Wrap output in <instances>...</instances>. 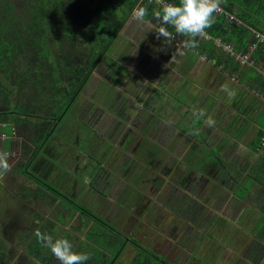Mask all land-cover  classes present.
Masks as SVG:
<instances>
[{
  "label": "trees",
  "instance_id": "16d2710c",
  "mask_svg": "<svg viewBox=\"0 0 264 264\" xmlns=\"http://www.w3.org/2000/svg\"><path fill=\"white\" fill-rule=\"evenodd\" d=\"M114 2L0 0V122L14 126L15 142L21 144V156L16 168L23 176L42 174L34 180L38 183L34 187L28 185V182H21L23 190L20 191V198L24 202L35 200L48 204L49 199L50 204L58 202L61 207L78 201L70 195L74 193V180L67 167H63L62 179L52 175L61 169L59 164L65 148L63 145L56 148L58 137L64 138L67 144V139L76 127L73 126V121H77L73 103L93 76L98 64L107 56L110 45L119 37L121 27L134 8H147L145 19L157 23L154 11L159 10V5L155 0H132L123 16L113 8ZM169 2L178 3L179 0ZM221 7L235 15L236 19H231L226 12L216 13L214 23L206 30L211 38L206 41L204 37H197L198 44L201 40L212 44L215 38H219L223 43L234 44L235 51H240L239 48L242 52L247 51L249 45L253 44L250 40L253 30L264 33L261 27V24L264 25V0H227L222 1ZM170 31L175 34L174 29L170 28ZM263 46H257L253 53L255 58H264ZM225 55L234 59L229 54ZM115 63L119 65L121 62ZM78 130L77 133L81 134L85 127ZM256 138L257 142L250 145L253 150L259 147L262 136ZM77 140V136L73 141L69 139L72 145ZM45 144L48 146L47 158L43 154ZM51 164L53 167H49ZM47 188L53 193L48 194ZM238 194L244 197L246 192L242 190ZM81 215V226H86L88 231L91 229L92 235L100 237L96 239L103 241V246L112 251L107 254L105 250L95 248L93 242L91 247L95 252L85 264H169L161 255L141 248L129 255L125 241L120 236L115 233L108 235L110 231L107 229L108 232H105V226L99 221L100 225H95L97 228L94 225L89 227L91 216L88 214L89 218L84 212ZM250 220L246 219V222ZM54 221L47 219L39 230L51 234L55 227ZM62 233H65L64 230ZM68 235L63 238L73 244ZM261 235L264 236V233ZM261 235L258 238L261 239ZM27 249L36 260L27 263L23 258L21 262L25 259L27 264H60L50 250L38 242L35 235Z\"/></svg>",
  "mask_w": 264,
  "mask_h": 264
},
{
  "label": "flooded vegetation",
  "instance_id": "af4514ba",
  "mask_svg": "<svg viewBox=\"0 0 264 264\" xmlns=\"http://www.w3.org/2000/svg\"><path fill=\"white\" fill-rule=\"evenodd\" d=\"M151 60L152 57L148 61H142V65L148 70L145 72H151L150 75L152 76L149 77L151 78V81L152 78L163 75L161 78L159 77V81L171 76L172 82L170 83V86H174L177 81L180 82H178L176 86L182 82H185L187 85L189 83L188 80H190V77L193 75L192 73L191 75L186 74L185 76H182L180 72L176 73L175 71H169L168 69L162 71L163 74H159L160 72H157L159 68H157L155 72V70H152L147 64ZM105 64L106 66H104ZM105 64L97 67V69L99 68L101 71L100 74L103 78L114 86H120L115 82L116 80L119 82L121 79L127 80V77H129L128 72L118 70V66L124 64L119 63L118 65L117 63L114 66L112 63L108 62ZM126 70L128 71L127 68ZM182 77L189 78L185 80ZM132 79L134 80V78ZM137 81L138 80H134V83ZM126 82L129 83L130 80H127ZM198 87L200 89V97L202 98V94L206 89L200 88V86ZM92 89H94L93 92L87 93ZM146 90H148L145 91L146 95L144 96L143 94H140L139 97L138 93H135L136 91L131 88L118 90L116 87L109 88L107 85V87H103L99 90L95 85L93 88L87 89L85 92L87 94L79 95L73 103L75 116L76 118L79 117L80 121L83 123V127H85V130L81 134L77 133L76 135L78 137V140L74 145L76 146V149L77 145L79 146L81 144V139L83 140L84 136L87 137V142L83 143L84 150L82 151L80 148L76 150L77 153L72 159L71 167H67L74 180L72 190L74 188L75 196L79 192L77 191V187L81 182L80 172L87 168L88 164L89 168H94L91 162L95 159H98L100 165L94 169V172L96 171L95 181H97L95 188L97 187L99 190H105V187H108V197H106V199L118 200L124 194L125 198H128L127 195L131 194L127 193L125 187L129 190L135 189L134 193H137V198L132 200L131 207L127 206L129 205V200H126L127 205L125 207L130 211V213L128 212V216H126V214L120 209L124 214V217L120 222L125 226L128 224L132 225L130 231L131 235L119 232L115 227V224H110L112 221L107 216L100 217L102 221L101 219L96 218L99 215H95L96 217L92 216L84 206H79L80 202L73 203L76 208L74 215L80 216V213L84 212L91 216L92 221L98 220L101 222L107 229H109L110 232L108 235L115 233L125 241V246L130 252L129 255H133V253L135 254L138 248L147 252H154L152 249L141 247L142 244L139 243L137 239L139 241H142V239L136 237L135 233L138 234V228H143L139 223L140 221L150 225V228L155 229L157 233L162 231L163 228L154 223L155 218L158 220L157 213L162 206L168 208L172 212V215L166 220L167 223L164 220L166 224L164 226V231H167V229H170L173 225L174 236L175 238L180 237L179 239L182 243L191 236L193 231L196 230V226L204 224L207 217L214 218L215 215L221 214L222 211H219L221 208L223 210L225 209L224 213H226L225 215L228 218H235L237 215L239 216L245 207L240 211L238 203L241 200L246 201L248 197L245 194L244 197L237 198L236 193L232 192V186L225 185V182H228L229 179H226L225 181L222 180L223 170L220 155L223 156V154L220 146L218 152L210 153L208 155L209 158L205 159V157L202 156L204 150L210 148L211 145L204 144L205 142H203L201 138L194 137L196 135L192 134L191 131H188L189 128H192L191 119L189 120V118H187L184 120V115V121L180 120L184 125L180 126L174 119H170L173 116L169 114L171 105L168 102H165V106H159L158 97L156 96L158 93L154 92V90H150V88H146ZM88 94L89 96L87 97L86 95ZM93 94H95L96 99L93 98ZM129 94L131 96H129ZM188 96L189 98L185 101V104H183V109H187V113L185 114H191L193 112L190 104L194 97L189 94ZM98 98H101L104 102H98ZM94 100L99 104H96ZM117 103H119V107H116ZM102 108L104 118L106 119L103 125L105 130L103 132L104 134H98L95 132V129L92 130V128H89L91 121H89V123L85 121V118L80 117L76 110L83 114L87 110L94 112V110H101ZM183 109L180 110V114L179 111L176 112V115H181ZM163 117H166V119H162ZM168 119H170L168 121L169 123H166V120ZM119 131H121L120 134ZM117 137L118 139L114 140ZM60 139H62L63 142L65 141L64 138L60 137ZM67 144L69 143L67 142ZM46 145L47 144L43 147L45 158L48 156V146ZM16 148H18L17 152L19 155L17 158L13 157L10 159L12 170L8 172L6 176L4 175L5 181L3 180L4 177L2 179L0 178V181H4L3 188L0 190V254H2L0 264H27L28 262H34L36 260V257L34 255L32 256L28 251V244L25 243L28 254H20V256H23L27 260V263H25V259L22 262L21 259L16 263L14 262L16 258L15 255L18 251L17 248H15V243L19 238H22L27 231H30L33 228L36 214V209L25 204L26 202L20 198L18 184L21 182H28V185L34 187L37 184L33 180L36 181L37 178L42 176L41 173H39L40 176L32 173H30V176H23L20 170L16 168L21 156V144L17 142ZM81 152L85 154L86 158L84 160V166L79 170V153ZM248 157L249 156H245V158ZM199 160H201L202 167L200 166V170L195 172L191 169L192 164ZM44 162L46 165V160ZM60 162L61 164H59V166L61 169L52 175L55 176V178L58 177L59 179H62L63 167H66V165L63 162V158ZM232 162L233 161L229 159L228 165H232ZM40 167L42 168L43 166ZM49 167H53V164ZM100 186L101 188H99ZM118 188L120 189L118 195L114 196L112 191ZM224 188L226 193L231 194V210L229 208H224L221 204L224 198L222 193ZM144 198L146 200L143 202L142 199ZM235 201H238V203L235 204ZM42 204L46 206V203ZM102 207L104 210L108 209V213L112 206L110 207L108 204L102 203ZM250 208V206L247 207V209ZM68 209L70 211L72 210L70 205L68 206ZM253 216L254 215H251V217ZM63 217L66 216L64 215ZM149 218H153L152 223L146 221ZM179 219H182L180 225L177 224ZM63 220H65V218ZM44 221L45 219L38 223L35 230L40 229L44 225ZM92 226L93 222L89 224V227ZM219 226L220 224L214 221L209 228L212 231L217 232ZM200 231L201 247L199 248V252L204 253L205 250L204 247H202L203 234L202 230ZM34 232L35 231H31L28 236L26 235L27 239L25 242L29 243L31 241L34 237ZM73 232L76 234L75 231ZM154 235L145 237L144 240H151V237ZM236 235L238 237L237 239H242V237L243 239L247 238L244 233ZM131 236H133V238ZM3 241L4 244H8V248L4 247ZM233 242L234 240L231 242V245H233ZM217 248L218 247L216 246L214 251H216ZM210 251L213 252V250ZM159 255L165 258L162 254ZM198 256L203 257L200 253ZM165 259L169 264H175L174 262H177H170L167 258ZM252 260H255V257Z\"/></svg>",
  "mask_w": 264,
  "mask_h": 264
},
{
  "label": "rangeland",
  "instance_id": "374dc122",
  "mask_svg": "<svg viewBox=\"0 0 264 264\" xmlns=\"http://www.w3.org/2000/svg\"><path fill=\"white\" fill-rule=\"evenodd\" d=\"M117 1L118 0H115V2L113 3L114 4L113 8L118 12L119 15L123 16L125 14V11L128 8L129 3L132 0H121L119 4L116 3ZM138 10H139L138 8H134L132 12L128 15L126 19L127 21L125 22V24H123V26L120 29V35H118L119 37L115 40L114 44L112 43L110 45V50L109 52H107V56L101 60L100 64H98V67H100L108 62V63H112L114 66L116 65L115 62H121L122 64L125 65L128 71L126 70L124 65L118 66V70H122L123 72H128L129 77H127V80H130V82L127 83L126 79L125 80L121 79L119 82L118 80H116L115 82L119 84L120 86L118 85L114 86L113 84L109 83L105 78H103V76L100 74L101 71L98 68L97 71L95 70L96 72L94 71L95 73L93 74V76H91L86 86L81 91L80 95L93 92L94 89H92L90 92L85 93L87 89H91L95 85L96 87L99 88V90H101L103 87H107L108 85L109 88L116 87L118 88V90H122L124 88L134 89L136 91L135 93H138V96L140 97V94L143 91V88H142L143 84H146V86H144L145 87L144 90L148 91L146 90V88L148 89L151 87L150 83H154V84L157 83L156 77L152 78V81H151V78H149L152 76L150 75L151 72H145L147 69L145 68V66L142 65V61L145 62L144 58L149 56V54L146 55L148 53L147 50H149L151 53L154 52L156 50V46H157L156 44H158L155 31L150 30L151 26H153L154 23L151 21H147V20H144L143 23L138 22L135 18V13ZM261 12L262 11L260 10V13ZM261 27L264 30L263 24H261ZM182 40H183L182 38H179V37L176 38V41H182ZM142 44H145L146 47H143ZM221 46L224 48L222 44ZM186 53H187L186 55L189 58V60L188 61L182 60L179 64L174 65V66H179L178 67L179 72L182 76H185L186 74L191 75L193 73V68L196 66L195 62H193L192 60L196 58L193 56V53L189 51H186ZM159 62L160 61L151 60L149 62L150 68L152 70H156L157 68H159L158 67ZM104 66H106V64ZM157 72L158 73L160 72L159 74H163L162 70L158 69ZM193 75L191 77L189 76L190 77V80H188V82L190 83V84L188 83L189 85L188 84L186 85L185 82H182L178 86H176V84L180 82V81H177L175 82L174 86L172 85L168 88L165 83L164 85L161 84V86L156 87V88H159V90L161 89V92H162V98L160 100L161 102H159V106H163V105L165 106V102H168L171 105V107L174 108L176 112H178L184 108V106H182L181 104H185V101L189 98L188 96L189 94L192 97H194L192 100V103L190 104L192 111H193V108H196L197 110L202 109L204 110V112L210 110L211 108H213L214 110L218 105V101L215 100L212 96H209L208 99L207 98L201 99L200 94H199L200 89L198 87L200 86V82H199L200 79L194 78ZM189 77H185V78L182 77V78L186 80ZM132 78L138 81L134 83V80ZM145 79L148 80L150 83L146 82ZM163 86H165V88ZM195 87H198V88H195ZM86 96L88 97L89 94ZM129 96L131 95L129 94ZM93 98L96 99L95 94H93ZM94 101L96 102V104H99L98 102L100 103L104 102V100H102L101 98H98V102L96 100ZM204 102L205 104L203 105ZM119 106H120L119 103H117L116 107H119ZM76 111L78 112V115L80 117L85 118L84 119L85 121H87L88 123L89 121H91L90 123L91 125L89 126V128H92V130L95 129V132H97L98 134H104L103 132L105 129L103 125L106 119L104 118V115H103V108L101 110H94V112L87 110L83 114L78 110ZM187 118H189V120L191 119V123H192V128H189L188 131H191L192 134H195L196 136L193 135L194 137L202 138V140L205 141L204 144H208L209 135L207 132L205 133L206 126H203L205 121H203L201 118L197 119L193 115V112L191 114L190 113L185 114L184 120ZM261 119L264 121V113L261 115ZM81 123L82 122L80 121L79 117H77L76 123L73 121V126H76V127H74L73 129L74 133L71 134L69 137L71 141L75 139L77 132L79 131L78 128L79 129L83 128V125H81ZM179 125L182 126L184 125V123L180 122ZM200 126L202 127L201 132H199ZM252 129H254L252 126H247L243 130V133L245 132L251 133ZM5 132L11 137L12 129L10 125L5 128ZM120 133L121 131H119V134ZM255 135L258 136V131L255 132ZM69 139H67L69 144H65L63 140L60 139V137H58V140H57V142L60 143V144H57V147H62V145L63 147H65L62 158H63V162L66 165V167H69V166L71 167L72 159L77 153L76 146L70 144ZM117 139L118 137L115 138L114 140H117ZM86 142H87V137L84 136L81 144L77 147V150L79 148L83 150L84 149L83 143H86ZM254 142L255 143L257 142V138H254ZM259 142L261 141L259 140ZM16 145L17 144H14V146ZM220 145L221 144H218V143L213 144L210 148H208L207 150H204V153L202 156H204L205 159L209 158L208 155L210 153L218 152ZM4 148L7 151L10 150L11 148L10 140H6V142L4 143ZM226 148L227 150L231 149V144L228 145ZM239 148L240 149L237 154L239 158V162H240L239 165L246 168V166L248 165L247 161L245 160V156H246L245 154L247 153L246 148L244 146L243 147L240 146ZM115 149H116V146H115ZM224 153L227 155L228 151ZM79 154H80V162H79V170H80L84 166V162H85L84 160L86 156L82 152ZM242 156H244L243 159L241 158ZM17 157L18 156H16V158ZM91 163L93 164L94 168H89V164H88L87 168H85L83 171L80 172L81 182L79 183L77 187V191H79L78 194L75 196V194L71 192L70 195L76 197V199L78 200L77 202H80L81 204L83 203V205L79 204V206L80 207L84 206V208H86V210L89 211L92 214V216L99 215L98 217L95 216L98 219H101L100 217L107 216L112 221L110 224L111 225L115 224V227L118 229L119 232H123V233H126V235H129L132 229V225L128 224L127 226H125L123 225V223L120 222L121 219L124 217V214L120 211V209L126 214V216H128V212L130 213V211L129 209L125 207L127 205L126 200L127 199L129 200V205L127 206L131 207L132 200L137 198V193H134L135 189L129 190L127 187H125L127 193L131 194V195H127L128 198H125V194H124L118 200L116 198H115L116 200L106 199V197H108L107 195L108 187H105V190H101V189L99 190L97 187L95 188V184H97V181H95L96 171L94 172V169L100 166L98 159H95ZM257 164L258 165L264 164V158L253 161L252 168L248 172L244 183L240 186V188L235 190V193L237 196H239L238 193L242 192V190L248 191L250 189L249 194H251L250 197L246 199V201L241 200L239 201V203L238 201H235V204L236 203L239 204L240 211L243 209V207H245L239 216L237 215L235 218H228L225 215L226 213H224L225 209L223 210L221 208L219 209V211H222L221 213L222 215L221 214L215 215L214 218L207 217V219L204 221V224L196 226V230L192 232L191 236L181 243L179 239L180 237L175 238L174 236L173 225L170 227V229L168 228L167 231H164V226L166 225L164 220L165 221L168 220V218L172 215V212L168 208H165L162 206L161 209L157 213L158 220L156 218L154 219L155 225L158 224V226L162 227L163 228L162 231H159L157 233V231L155 229L150 228V225H148L147 223L143 221L139 222L143 228L142 229L138 228V234L135 233V236L140 237L142 239V241L141 240L139 241L137 239V241L142 244V245L140 244L141 247L152 249L154 252L162 254L170 262L177 261V262H174L175 264L176 263L177 264H264V236L261 235L264 233V229H262L264 226V216L258 214V212L257 213L255 212V211H258V209L261 210V207L263 206L262 205L263 201H260L261 202L260 203L257 200V196H259L261 200H263L264 194L257 193L260 187L256 186L254 188V186L252 185L253 183H255V182L252 183V181H254L255 178L258 176L259 168L257 167ZM200 166H201V160L194 162L192 164L191 169L197 172L200 170ZM5 176H3L4 181H5ZM3 177H0V178L2 179ZM3 180L0 181V190H2L3 188V182H4ZM99 188H101V186ZM18 189L19 191L23 190L21 183L18 184ZM252 189H254L253 193L251 191ZM119 190H120L119 188L113 190L112 191L113 195L117 196ZM73 191H74V188H73ZM47 193L50 194L53 192L52 190H49L47 188ZM222 193H223L224 198L221 204L223 205L224 208H227V209L229 208L231 210V207H230L231 194L226 193L225 188L223 189ZM144 200L146 199L145 198L142 199L143 202ZM64 201H67V200L64 199ZM25 202H26L25 204L36 209L35 222H34L33 228L30 231H27V233H25V235L22 236V238H19L15 243V248H17L18 250L17 251L18 255L17 254H16L17 256L15 255L16 257L14 261L15 263L18 262L20 259L24 258L23 256H20V254L21 255L25 253L28 254V251L26 250V246H25V243L29 245L28 242H25L27 239V236L29 235L31 231L32 232L35 231V228L37 227L38 223H40L44 219H45L44 223L47 222V219L55 220L54 221L55 227L52 228V231H51V234L54 239H56L59 236L60 238H63L64 236H67L68 234L70 235V238L72 239V242L74 244L75 251L79 250L78 252H86L91 256V254L95 252L94 248H92L91 246H93L95 243L96 244L94 246L95 248L100 249V250H105L107 254L112 253V251H110L111 248L108 249V247L103 246L104 244L103 241H98L96 239V238L101 239L100 237H95L94 235H92L91 229H89L88 231V228L86 229V226H81V222L79 221L82 215L81 213H80V216L74 215V213L76 212V208L73 204L67 203L72 208V210L70 211L66 204L65 206L63 204L62 205L63 207L62 206L60 207L58 202L50 204L49 199L47 200L48 204H46V206H44L41 202L35 201V200L25 201ZM102 203L108 204L110 207L112 206L108 213H107L108 209L106 210L103 209ZM249 206L253 207L255 211L252 209H247V207ZM256 206L258 207V209L256 208ZM251 210L254 212H252ZM262 210H264V208H262ZM262 210L261 212L264 213V211ZM40 214L41 216H39ZM64 215L66 217H63ZM251 215H254V217H251ZM248 217L251 219L249 223L246 222V219L247 220L249 219ZM64 218L65 220H63ZM152 219L153 218H149L146 221L152 223L153 222ZM253 219L255 222H253ZM97 221L98 220L92 221L94 227L95 225L96 226L100 225ZM214 221L220 224L217 232L212 231L209 228ZM60 222L62 224V229L60 226ZM181 222H182V219H179L177 224L180 225ZM79 226H80V229H79ZM77 227L79 230L77 229ZM104 229L106 232L107 228L104 227ZM63 230L65 232L64 233L65 235L62 233ZM200 230H202V234H203L202 247H204V250H205L204 253L199 252V248L201 247L200 245L201 244V240H200L201 231ZM73 231H75L76 234ZM241 233H244L247 236V238L243 239L242 237L243 240L237 239L238 237L236 234H241ZM152 235L154 236L151 237V240L150 239L144 240L145 237L152 236ZM259 235H261V239L257 238ZM131 237L133 238V236ZM233 240H234L233 245H231V242ZM3 244H4V241H3ZM216 246L218 248L216 251H214ZM4 247L8 248V244L5 243ZM210 250H213V252H211ZM198 252L202 254L203 257L198 256L199 255ZM254 257L256 260H259V261L254 262V260H252ZM128 258L130 257L128 256ZM201 258H204V259H201ZM41 264H44V263L41 262Z\"/></svg>",
  "mask_w": 264,
  "mask_h": 264
},
{
  "label": "crops",
  "instance_id": "0c3cea01",
  "mask_svg": "<svg viewBox=\"0 0 264 264\" xmlns=\"http://www.w3.org/2000/svg\"><path fill=\"white\" fill-rule=\"evenodd\" d=\"M222 1L226 2L227 0ZM222 12H226L227 14H229L231 19H236L235 15L227 12L223 8L219 13ZM144 20L146 19L144 18ZM203 37L206 41L207 39L209 40V38H211V36L207 33ZM179 38L185 39V37ZM219 40V38H215L212 44H208L206 43V41L201 40L197 48L184 49L179 44L180 41H175L173 42V45L171 47H168L163 43L162 38L157 39L158 44H156V50L152 53L147 50L148 53L146 55L149 54V56L145 57L144 60L148 61L152 57V60L160 61V65L158 64L159 70L164 71L168 69L169 71L172 70L176 73H179V66L174 65L179 64L182 60H189L186 55V51L193 53V56L196 57L192 59L196 64V66L193 68V77L200 79V88L206 89V91L203 92V97L201 99H208L209 96H212L215 100L218 101V105L214 110L213 108H211L210 110L205 112V116L201 117L203 121H206L207 117L210 116L215 121L213 127H208L205 122L203 124V126H206L207 128H205V133L207 132L209 135V141L207 145L212 146L213 144L218 143L221 144V152L224 153L228 151L227 155L225 153H222L223 156L220 155V161L222 163L221 166L223 170L222 180L225 181L226 179H229L228 182H225V185H231L232 192H235V190L240 188V186L244 183L248 172L252 168L253 161L264 158V121L261 119V115L264 113V58H259V56L255 58L253 56V53L255 49H257V46L259 44H264V40H258L255 37V30H253V34L250 37V40L251 42L253 41V44L249 45L248 50L245 52H242L241 48H239L240 51L234 50L238 54H247L250 57L248 63H241L236 58V56H233L232 54L224 50V48L221 46V44L224 43L219 42ZM142 46L146 47L145 44H142ZM177 47H179L181 51H176ZM211 47L214 48V50H210ZM233 47L234 44H232V48ZM262 48H264V46ZM225 54H229L230 56L234 57V59L232 60L231 57H228V55ZM262 55H264V51H262ZM147 64L149 65V63ZM161 76L163 75H160L159 77L161 78ZM159 77H156L157 83L155 84L150 83L146 79L145 80L146 82L151 84V90H154V92L156 93L158 92L156 96L158 97V101L161 102L160 100L162 98V92L161 89L159 90V88L156 87L161 86V84L164 85L165 83L168 88L170 87V83L172 82V80L171 76H168L165 79L159 81ZM225 85L236 91V96L234 99H230L226 93L220 90ZM144 86H146V84H143V91L141 95L143 94L145 96L146 92L144 90ZM163 87L165 88V86ZM204 104L205 102L203 103V105ZM181 105L183 106V104ZM185 113H187V109H183L181 115L177 116L176 110L174 108L171 107L169 109V114L173 115L170 119H174L177 124L183 120ZM162 119L165 120L166 117H163ZM170 119L166 120V123H169L168 121ZM233 125L236 128H234ZM247 126H252L254 128L252 129L251 133H243V130ZM201 130L202 127L200 126V132ZM256 131H258V136H262V139L260 140L261 142H259V147L256 150H253V148H250V145L252 146V144L255 143L254 138L258 137L255 135ZM261 131H263V133H260ZM8 140H10L11 143L10 150H12V152L18 151V148L14 146L15 137H10V139ZM5 142H3L0 147L7 151L4 148ZM203 142L205 141L203 140ZM230 144L231 149L227 150L226 147ZM240 146H244L246 148L247 153L245 155L249 156L248 158H245L248 163L246 168L239 165L240 162L237 154L239 152ZM17 154L18 153L16 152V156H18ZM16 156H12L11 158ZM241 158L243 159L244 156H242ZM229 159L233 161L232 165L230 166L228 165ZM257 167L259 168L258 176L254 181H252V183L255 182L252 185L254 186V188L256 186H259L260 189L257 193L264 194V164H257ZM249 191L250 189L248 191L245 190L248 197H250L251 195L249 194ZM251 191L253 193L254 189H252ZM237 198L241 197L237 196ZM257 200L259 202L263 201L262 208H264V199L261 200V198L257 196ZM256 208L258 209L257 206ZM250 209L254 210L253 207H251ZM261 210L258 209V211H254L264 216V213H262Z\"/></svg>",
  "mask_w": 264,
  "mask_h": 264
},
{
  "label": "clouds",
  "instance_id": "9594fccd",
  "mask_svg": "<svg viewBox=\"0 0 264 264\" xmlns=\"http://www.w3.org/2000/svg\"><path fill=\"white\" fill-rule=\"evenodd\" d=\"M155 1L159 5V10L154 11L157 23L151 26L150 30H154L156 38H162L163 43L168 47L173 45L177 37H185L179 42L184 49H195L199 46L196 38L203 37L206 30L212 26L215 14L219 12L222 3V0H179L178 3L169 2V0ZM147 15L148 9L141 7L135 13V18L138 22L143 23ZM170 28L174 29L175 34L170 31ZM176 51L179 52L180 48L177 47ZM220 90L226 93L230 99H234L236 96V91L227 85ZM193 115L200 119L206 113L202 109L193 108ZM205 123L208 127H213L215 121L209 116ZM11 170L12 163L9 154L0 151V177ZM34 235L43 247L50 250L60 264H85L91 258L86 252L75 251L73 244L67 238L54 239L51 234L39 229L35 230Z\"/></svg>",
  "mask_w": 264,
  "mask_h": 264
},
{
  "label": "built area",
  "instance_id": "2783aa9c",
  "mask_svg": "<svg viewBox=\"0 0 264 264\" xmlns=\"http://www.w3.org/2000/svg\"><path fill=\"white\" fill-rule=\"evenodd\" d=\"M222 11V8H220L219 12ZM255 37L258 39V40H261L263 41L264 40V37H263V34H261L260 32H256L255 31ZM219 42H221L219 40ZM224 46V49L229 52L230 54H232L233 56H236V58L241 62V63H248L249 62V59L250 57L247 55V54H242V53H236L234 51V49L232 48V45L229 44V43H224L222 44ZM11 126V129H12V135L11 137H15V128L12 124H8V123H1L0 122V145L5 142L6 140L10 139V135H8L6 132H5V128L8 127V126ZM0 151L2 152H7L10 156V158L12 156H16V152H12V150H9V151H5L3 148L0 147Z\"/></svg>",
  "mask_w": 264,
  "mask_h": 264
}]
</instances>
